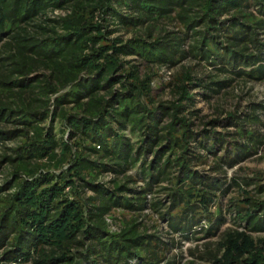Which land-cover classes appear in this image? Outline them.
Instances as JSON below:
<instances>
[{
	"label": "trees",
	"instance_id": "16d2710c",
	"mask_svg": "<svg viewBox=\"0 0 264 264\" xmlns=\"http://www.w3.org/2000/svg\"><path fill=\"white\" fill-rule=\"evenodd\" d=\"M185 60L264 81V0H0V264H160L169 245L138 222L145 210L184 239L215 234L223 164L262 142L253 115L229 114V139L193 132L189 87L229 78L184 72L176 100L153 101L148 71ZM234 207L238 227L197 261L264 264V201Z\"/></svg>",
	"mask_w": 264,
	"mask_h": 264
},
{
	"label": "rangeland",
	"instance_id": "374dc122",
	"mask_svg": "<svg viewBox=\"0 0 264 264\" xmlns=\"http://www.w3.org/2000/svg\"><path fill=\"white\" fill-rule=\"evenodd\" d=\"M168 29L173 30V27L170 26ZM118 36L124 40L132 37L130 33L126 34L123 31L115 33L112 37ZM128 60L133 59L128 58ZM132 63L139 66L138 69L141 76L147 74L150 68V65H147V68L139 61H133ZM148 72L152 80L151 98L154 102L176 100L178 96L173 90V84L176 83L177 79L184 72L190 73L192 79H194L193 83L198 84V79L201 80L202 84L206 85L211 81H220L225 78L231 79V82L222 89H217L213 86L208 89L193 85L189 87L193 100L187 111L193 112L191 116L193 120L192 130L193 132H197L201 129L215 128L216 132L224 133L226 139H229L234 133V126L232 123H229L228 115H237L241 120H246L247 116L253 115L252 125L256 131L257 140L262 142L256 144L253 150H251V154H241L235 158L232 165L223 164L222 169L225 174H221L220 178L223 179L225 185L222 187L221 195L219 196L223 221L213 236L207 235L205 231H197V233H188V238L184 239L177 233L168 232L165 223L161 221L154 223L151 217L155 218V216H151V212L148 210L143 211L138 217V222H141V225L145 226L147 234L158 236L169 245L164 260L160 264H186L190 260L196 261L197 264H203V262L196 260V256H200V253L202 254L204 245L207 244L205 249H213L215 243L220 239L222 231L238 227V222H234L231 216V210L235 208L234 206L241 205L248 197L257 202L264 201V81L242 79L233 75H229L228 77L223 75L217 76L218 73L215 70L197 65L195 61L188 60L182 61L171 69L153 66ZM214 90H218L219 92H215ZM213 121H220V123L206 126V124ZM238 141L242 142L244 146L249 144L244 139H238ZM14 145L15 143H8L6 146L12 148ZM220 150V156H223L227 150V145L224 144ZM204 169L209 171L207 167H204ZM8 171L9 168L7 166L0 164V187L5 184L9 176ZM112 177L110 174H103L98 178V181L107 183ZM154 190L158 191L157 188ZM65 192H68V189ZM85 194L87 196L90 195L88 191ZM154 196L163 200L165 194L161 192ZM67 197H71L69 193H67ZM147 198L149 199L150 196H147ZM212 208L213 211H217L216 205ZM114 216H117V214ZM107 222L111 231L118 230L119 226L113 225V221L108 220ZM201 226H204V229L207 228L206 222L202 221ZM198 229L199 227L196 230ZM257 235L264 237V232Z\"/></svg>",
	"mask_w": 264,
	"mask_h": 264
}]
</instances>
